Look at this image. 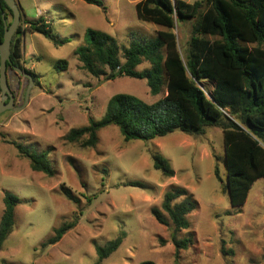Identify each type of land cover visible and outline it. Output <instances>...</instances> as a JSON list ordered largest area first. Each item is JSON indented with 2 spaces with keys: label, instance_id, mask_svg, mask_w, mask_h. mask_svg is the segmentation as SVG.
Instances as JSON below:
<instances>
[{
  "label": "rangeland",
  "instance_id": "obj_1",
  "mask_svg": "<svg viewBox=\"0 0 264 264\" xmlns=\"http://www.w3.org/2000/svg\"><path fill=\"white\" fill-rule=\"evenodd\" d=\"M15 1L22 20L45 18L55 37L68 42L56 45L29 31L23 35L22 63L37 78L28 103L29 80L9 71L10 88L18 93L16 106L24 109L0 115V221L5 194L19 198L0 264H97L95 245L103 247L120 234L124 237L119 248L101 264H264V180L254 184L244 206H231L224 190L227 170L220 128L207 127L198 138L175 131L126 143L119 128L109 126L98 132V144L91 149L64 139L90 120L100 121L114 95L129 94L148 104L166 96V88L152 96L145 80L95 78L81 69L76 55L87 29L108 33L120 46L133 39L152 41L167 31L137 19L135 6L143 0H100L106 12L82 0ZM175 21L179 51L185 55L195 20ZM60 61L68 63L67 71L58 72ZM200 86L210 98L214 84L205 81ZM1 96L0 91V102ZM12 142L47 152L55 176L32 171ZM154 153L169 164L174 178L154 168ZM129 183L143 186H126ZM64 188L80 203L68 201ZM174 188L186 189L196 203L190 228L178 234L193 244L178 257L171 242L173 228L160 225L151 213ZM76 219L77 226L59 243L49 244L57 229Z\"/></svg>",
  "mask_w": 264,
  "mask_h": 264
},
{
  "label": "trees",
  "instance_id": "obj_2",
  "mask_svg": "<svg viewBox=\"0 0 264 264\" xmlns=\"http://www.w3.org/2000/svg\"><path fill=\"white\" fill-rule=\"evenodd\" d=\"M82 1L107 11L100 0ZM135 10L139 21L165 27L167 31L158 32L152 41L133 39L128 46H120L108 33L87 29L85 44L76 51L81 69L106 81L145 80L152 96L161 95L164 88L166 96L148 104L129 94L114 95L100 121L90 120L88 126L71 130L65 141L80 144L83 149L95 148L98 132L109 126H117L126 143L150 141L175 131L198 138L205 134L207 127L220 128L227 170L224 190L232 207L244 206L254 184L264 180V0H200L194 4L180 0H143ZM9 17L13 20V13L1 1V41L5 27L12 23ZM175 18L178 23L195 20L185 55L179 51L174 33ZM28 31L49 37L56 45L68 42L55 37L45 18L35 22L21 19L11 44L9 84V71L16 73L14 68L30 74L36 84V75L22 63V37ZM144 64L149 67L140 71ZM56 69L67 71L68 63L60 61ZM205 81L214 84L210 98L200 86ZM11 144L29 161L32 171L49 178L55 176L47 152L40 153L15 142ZM152 158L154 168L165 178L175 177V172L160 155L154 153ZM215 173L219 178L218 168ZM126 186L143 185L129 183ZM63 194L68 201L80 203L68 188L63 189ZM18 203L16 195L5 194L0 250L12 232ZM195 209L196 203L189 192L174 188L164 195L160 209L151 210L160 225L173 228L171 242L177 257L193 244L192 239H179L178 234L190 228L189 215ZM77 224V219L64 224L55 231L49 244L59 243ZM123 237L120 234L103 247L95 245L97 264L119 248Z\"/></svg>",
  "mask_w": 264,
  "mask_h": 264
},
{
  "label": "water",
  "instance_id": "obj_3",
  "mask_svg": "<svg viewBox=\"0 0 264 264\" xmlns=\"http://www.w3.org/2000/svg\"><path fill=\"white\" fill-rule=\"evenodd\" d=\"M4 1L13 13V20L9 26L5 27L3 41L0 40V90H1V102H0V115L8 111L20 112L24 108L17 107L15 103V96L10 88L8 81V64H11V44L13 37L17 33V30L21 23V7L15 0H0ZM15 72L21 77H25L29 80L30 86L26 90L25 100L29 102L31 88L34 85L33 77L19 68H14Z\"/></svg>",
  "mask_w": 264,
  "mask_h": 264
},
{
  "label": "flooded vegetation",
  "instance_id": "obj_4",
  "mask_svg": "<svg viewBox=\"0 0 264 264\" xmlns=\"http://www.w3.org/2000/svg\"><path fill=\"white\" fill-rule=\"evenodd\" d=\"M12 92H13V94H14V96H15V103L17 104V97H18V93H17V91L16 90H12Z\"/></svg>",
  "mask_w": 264,
  "mask_h": 264
}]
</instances>
